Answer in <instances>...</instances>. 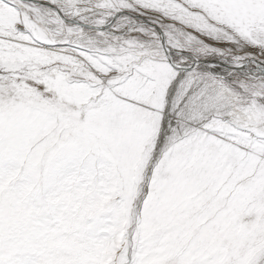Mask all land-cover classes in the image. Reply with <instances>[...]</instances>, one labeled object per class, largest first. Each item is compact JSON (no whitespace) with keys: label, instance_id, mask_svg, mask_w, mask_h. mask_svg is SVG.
Here are the masks:
<instances>
[{"label":"snow or ice","instance_id":"1","mask_svg":"<svg viewBox=\"0 0 264 264\" xmlns=\"http://www.w3.org/2000/svg\"><path fill=\"white\" fill-rule=\"evenodd\" d=\"M0 264H264V0H0Z\"/></svg>","mask_w":264,"mask_h":264}]
</instances>
